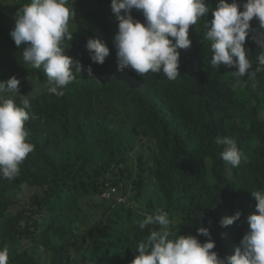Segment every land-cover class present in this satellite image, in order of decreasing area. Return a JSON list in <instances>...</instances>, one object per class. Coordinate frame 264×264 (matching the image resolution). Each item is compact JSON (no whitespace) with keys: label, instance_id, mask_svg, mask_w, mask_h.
<instances>
[{"label":"trees","instance_id":"16d2710c","mask_svg":"<svg viewBox=\"0 0 264 264\" xmlns=\"http://www.w3.org/2000/svg\"><path fill=\"white\" fill-rule=\"evenodd\" d=\"M28 2L0 0V81L20 80L31 104L25 127L34 145L14 180L0 178V248H8L9 264H131L152 227L141 230L139 223L156 209L169 214L177 235L207 227L213 250L233 255L250 230L244 217L257 203L250 192L264 191V70L238 84L234 66H211L210 42L203 38L204 22L213 19L209 11L190 26L192 44L179 50L175 80L162 71H118L111 0H91L86 12L75 4L82 14L65 45L100 83L82 71L58 97L47 91L42 68L22 64L25 45L10 36ZM206 2L214 9L218 0ZM131 14L144 22L140 10ZM250 23L259 29L258 20ZM253 35L245 47L254 71L260 49ZM90 37L110 49L102 65L90 59ZM217 136L235 139L247 162L234 168L222 160ZM113 186L118 195L104 198ZM23 190L26 204L19 199ZM237 211V221L220 226Z\"/></svg>","mask_w":264,"mask_h":264},{"label":"clouds","instance_id":"9594fccd","mask_svg":"<svg viewBox=\"0 0 264 264\" xmlns=\"http://www.w3.org/2000/svg\"><path fill=\"white\" fill-rule=\"evenodd\" d=\"M73 4L75 0H29L18 9L15 27L10 32L16 46L25 45L22 64L42 68L47 76V91L58 97L64 95L63 89L82 71L100 83L91 66L85 69L67 55L70 46L65 41L74 38L69 31V21H75L76 15ZM110 7L118 21V31L113 37L118 71L130 68L142 76L162 71L168 80H175L180 75L179 50L189 49L192 44L190 26L207 17L209 11L213 19L204 22L203 38L210 42L211 66H234L236 70L231 74L238 84L240 78H254L256 72L264 70V31H261L264 30V0H243V3L218 0L214 9L206 0H111ZM133 9L142 12L144 22L134 19ZM254 18L259 22V29L250 23ZM250 33H256L251 38L260 49L254 71L245 47ZM86 49L91 61L101 65L110 54L109 47L99 38H88ZM19 85L20 80L15 76L0 81V178L9 181L20 174V165L34 151L25 127L31 104L27 95L21 94ZM215 143L222 147L221 159L232 167L247 162L235 139L217 136ZM114 192L109 197L102 196L110 198ZM250 193L257 201L255 211L247 219L244 217L250 230L233 255L220 257L213 250L215 241L207 227H198L197 235H177L171 230L174 221L169 214L156 209L139 223L141 230L152 227H149L150 234L134 249L139 255L131 264H264V191ZM240 216L241 212L237 211L221 218L219 224L228 227ZM199 236L208 239L202 243ZM0 264H9L7 247L0 248Z\"/></svg>","mask_w":264,"mask_h":264},{"label":"rangeland","instance_id":"374dc122","mask_svg":"<svg viewBox=\"0 0 264 264\" xmlns=\"http://www.w3.org/2000/svg\"><path fill=\"white\" fill-rule=\"evenodd\" d=\"M70 2H71V0H70ZM75 4H76V8H82V12H86V11L88 10V8L91 6V0H75ZM75 4L72 5L74 8H75ZM75 13H76V11H75ZM81 14H82V13H81ZM81 14H80V16H79V14L76 13L75 18H74L75 21H73V20L70 19V21H69V31H70L72 28L75 27L76 20H77V19H78V20L80 19ZM110 15H111V17H113L114 19H116L115 14H114L113 12H112ZM78 17H79V18H78ZM78 20H77V21H78ZM113 195H118V192H117V191L114 192ZM19 199H20V202H21L22 204H26V203H27V201H28V197H27V194L25 193L24 190L21 192V194H20V196H19ZM139 200H140V199H139ZM139 203H140V201H139ZM254 211H255V208H252L248 213H246V214H245L246 219H247V217H248L249 215H251ZM95 213H97L96 216H95V218H98L99 215H100L99 208H95V209L93 210V212H92V215L95 214ZM230 215H231V214H227V216H230ZM23 243H27V240H23Z\"/></svg>","mask_w":264,"mask_h":264},{"label":"built area","instance_id":"2783aa9c","mask_svg":"<svg viewBox=\"0 0 264 264\" xmlns=\"http://www.w3.org/2000/svg\"><path fill=\"white\" fill-rule=\"evenodd\" d=\"M116 189H115V187H113V188H111V191H107V192H105L104 194H103V196H105V197H109L110 195H111V192H114Z\"/></svg>","mask_w":264,"mask_h":264}]
</instances>
